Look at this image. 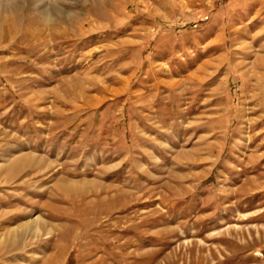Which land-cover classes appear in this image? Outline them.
<instances>
[{"label":"rangeland","instance_id":"374dc122","mask_svg":"<svg viewBox=\"0 0 264 264\" xmlns=\"http://www.w3.org/2000/svg\"><path fill=\"white\" fill-rule=\"evenodd\" d=\"M0 264H264V0H3Z\"/></svg>","mask_w":264,"mask_h":264},{"label":"bare ground","instance_id":"6f19581e","mask_svg":"<svg viewBox=\"0 0 264 264\" xmlns=\"http://www.w3.org/2000/svg\"><path fill=\"white\" fill-rule=\"evenodd\" d=\"M80 192H81V191H80ZM99 192H100V191H99ZM82 194H83V193H82ZM87 195H88V194H87ZM84 196H86V195L83 194V197H84ZM36 221H37V220H35V221L33 222V225H36ZM27 224H28V223H27ZM27 224H26V225H27ZM28 225H29V224H28ZM35 227H36V226H35Z\"/></svg>","mask_w":264,"mask_h":264},{"label":"clouds","instance_id":"9594fccd","mask_svg":"<svg viewBox=\"0 0 264 264\" xmlns=\"http://www.w3.org/2000/svg\"><path fill=\"white\" fill-rule=\"evenodd\" d=\"M3 2V0H0V3H2Z\"/></svg>","mask_w":264,"mask_h":264}]
</instances>
